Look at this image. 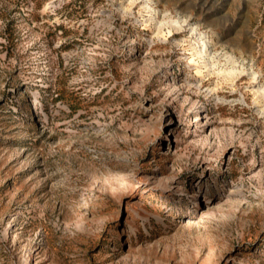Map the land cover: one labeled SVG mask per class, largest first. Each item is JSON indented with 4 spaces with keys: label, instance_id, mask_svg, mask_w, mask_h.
Masks as SVG:
<instances>
[{
    "label": "rangeland",
    "instance_id": "374dc122",
    "mask_svg": "<svg viewBox=\"0 0 264 264\" xmlns=\"http://www.w3.org/2000/svg\"><path fill=\"white\" fill-rule=\"evenodd\" d=\"M0 264H264V0H0Z\"/></svg>",
    "mask_w": 264,
    "mask_h": 264
}]
</instances>
